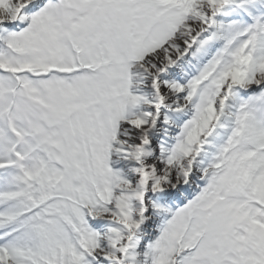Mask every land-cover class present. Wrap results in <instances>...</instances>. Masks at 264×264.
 Instances as JSON below:
<instances>
[{
    "label": "snow or ice",
    "instance_id": "snow-or-ice-1",
    "mask_svg": "<svg viewBox=\"0 0 264 264\" xmlns=\"http://www.w3.org/2000/svg\"><path fill=\"white\" fill-rule=\"evenodd\" d=\"M0 264H264V0H0Z\"/></svg>",
    "mask_w": 264,
    "mask_h": 264
}]
</instances>
